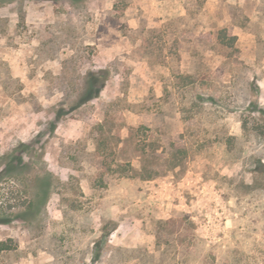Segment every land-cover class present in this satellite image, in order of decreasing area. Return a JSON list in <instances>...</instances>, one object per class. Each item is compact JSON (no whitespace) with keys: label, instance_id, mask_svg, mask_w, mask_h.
Here are the masks:
<instances>
[{"label":"rangeland","instance_id":"1","mask_svg":"<svg viewBox=\"0 0 264 264\" xmlns=\"http://www.w3.org/2000/svg\"><path fill=\"white\" fill-rule=\"evenodd\" d=\"M22 143L0 264H264V0H0V171Z\"/></svg>","mask_w":264,"mask_h":264},{"label":"trees","instance_id":"2","mask_svg":"<svg viewBox=\"0 0 264 264\" xmlns=\"http://www.w3.org/2000/svg\"><path fill=\"white\" fill-rule=\"evenodd\" d=\"M79 0H74V2ZM218 42L220 45L228 48L234 49L237 42V37L229 36L225 30H221L218 35ZM86 87L82 93H80L72 107L67 109L62 107L57 114V121H60L63 116L69 115L72 111L77 108L83 107L89 104L90 101H93L96 98H99L101 93L104 91L108 77L106 73L101 71H90L87 75ZM56 128V125L52 124V129ZM35 147L40 148V150L45 149L46 142L39 140ZM34 146L22 143L11 153H7L1 158L4 161V166L2 171H0V184L4 178L11 180H18L19 175H22L29 168V160H26V156L31 154L34 150ZM10 247L6 243L0 244V250H8Z\"/></svg>","mask_w":264,"mask_h":264}]
</instances>
